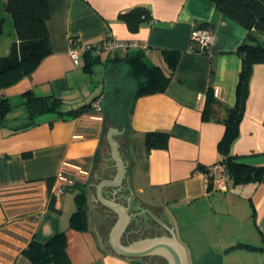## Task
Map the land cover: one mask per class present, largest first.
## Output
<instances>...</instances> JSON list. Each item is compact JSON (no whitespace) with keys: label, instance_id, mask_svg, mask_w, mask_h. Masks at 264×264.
I'll use <instances>...</instances> for the list:
<instances>
[{"label":"crops","instance_id":"0c3cea01","mask_svg":"<svg viewBox=\"0 0 264 264\" xmlns=\"http://www.w3.org/2000/svg\"><path fill=\"white\" fill-rule=\"evenodd\" d=\"M5 1L0 0L3 56L16 40ZM47 1L50 52L30 75L0 88L12 104L0 121V264H31L23 253L28 242L43 243L60 231L70 264H153L144 259L152 256L168 264L159 255L127 257L111 246L119 210L127 219L121 242L135 251L175 235L188 264H264V171L260 181L234 182L224 169L227 189L213 184L220 174L215 166L223 165L217 150L222 119L236 100L242 62L236 50L248 30L219 12L212 0ZM135 6L147 7L150 19L131 31L118 14ZM195 25L211 31L205 49L191 39ZM108 37L136 45L99 56L102 90L97 93L87 84L84 56L75 63L69 50ZM164 49L180 52L166 90L134 99L138 78L126 58L140 51L145 63L168 73ZM111 90L123 103H108ZM25 92L57 95L63 110L91 107L77 116L45 113L36 124L20 128L28 122ZM96 99L101 110L92 106ZM112 111L120 123L110 118ZM263 120L264 63H256L238 135L229 147L234 161L264 170ZM148 131L166 132V146L146 150ZM198 165L208 168L210 187ZM58 176L67 183L53 211L47 178L55 177L53 190ZM81 188L88 227L75 230L69 217Z\"/></svg>","mask_w":264,"mask_h":264},{"label":"trees","instance_id":"16d2710c","mask_svg":"<svg viewBox=\"0 0 264 264\" xmlns=\"http://www.w3.org/2000/svg\"><path fill=\"white\" fill-rule=\"evenodd\" d=\"M216 9L227 17L235 20L247 30L245 40L238 46L236 52L241 57V68L235 90V104L227 110L222 119L224 124L223 134L217 144V150L222 155V163L229 178L234 182L254 179L260 181L263 177V168L255 167L233 160L229 155V147L238 135L239 122L244 112L248 95V82L252 66L256 63H264V0H212ZM5 11L10 15L13 29L16 35L7 55H0V88L11 85L23 76H28L39 62L50 52L48 33L45 25L49 17L47 0H6ZM129 30H137L139 24L150 19V11L144 6H135L118 14ZM4 19L0 16V37L3 31ZM162 56L167 64L169 72L166 73L160 66L148 65L142 58V53L137 51L126 58L132 74L138 78L134 99L141 94L164 92L170 82L171 74L176 68L180 57L178 50L164 49ZM99 60V56L84 54L83 69L90 72L91 65ZM210 93H207V107ZM95 101V100H94ZM93 101V102H94ZM23 104L27 110L28 122L21 126L24 128L38 122V117L45 113H54L57 116L64 114L78 115L91 105L82 104L78 107L63 110L61 97L49 95H33L30 92L23 93ZM11 108L6 97L0 94V121ZM264 123V120H263ZM168 134L163 131H148L145 133L144 144L146 150L151 148H163L166 146ZM198 169L205 172L209 179V187L212 176L208 168L198 165ZM55 177L47 178L49 193L48 207L55 208V196L52 186ZM76 209L69 217V225L75 230H85L88 227V215L86 210V193L80 189L75 194ZM67 239L63 231L52 235L47 241L41 243L31 239L23 253L31 264H70L66 253Z\"/></svg>","mask_w":264,"mask_h":264},{"label":"built area","instance_id":"2783aa9c","mask_svg":"<svg viewBox=\"0 0 264 264\" xmlns=\"http://www.w3.org/2000/svg\"><path fill=\"white\" fill-rule=\"evenodd\" d=\"M191 39L197 41L200 44L201 49H205L211 39V31L209 28H204L200 26H194L193 29L191 30L190 33ZM136 45L135 42L133 43H126L121 40H117L112 37H108L107 39L97 42V43H79L76 45L71 46L69 50V54L73 61L75 63H78L80 59L84 56V54L90 55V56H101L103 54H110L113 51H115L118 48L122 47H128ZM92 106L96 110H101L102 106L101 103L98 99H96L93 103ZM216 169L220 171V174L218 176L213 177V184L214 187L220 190H226L227 189V184H226V179L224 175V166L221 164H218L215 166ZM56 181L58 182L52 192L55 196V198H59L60 195L63 193V185L67 183V181L58 176L56 178Z\"/></svg>","mask_w":264,"mask_h":264},{"label":"water","instance_id":"95a60500","mask_svg":"<svg viewBox=\"0 0 264 264\" xmlns=\"http://www.w3.org/2000/svg\"><path fill=\"white\" fill-rule=\"evenodd\" d=\"M118 207L117 204L113 205ZM123 209V208H122ZM127 219L122 210H119L118 219L110 232L111 246L120 254L127 257L143 258L144 255H159L164 257L168 264H188L185 250L177 241L175 235L165 240H158L141 251H135L130 246H126L121 242V235L126 227Z\"/></svg>","mask_w":264,"mask_h":264},{"label":"rangeland","instance_id":"374dc122","mask_svg":"<svg viewBox=\"0 0 264 264\" xmlns=\"http://www.w3.org/2000/svg\"><path fill=\"white\" fill-rule=\"evenodd\" d=\"M91 66H92L91 67L92 70H90V72H88L89 75H86L87 80H88V83L87 84L90 85V87H91L90 89H92V88H94V89L95 88H98V89H96V91H93V92H97L98 93V92H100L102 90V87H101L102 86V64L99 63V62H94V63H92ZM126 83H127V86H128V84L130 83V80L127 79ZM84 88H86V87H84ZM111 91H113V92H109V95H108V100L109 101H108V103H110V104L111 103L119 104L120 102L124 101V100H122V98H120L119 99L120 102L118 103L117 96H115V91L114 90H111ZM87 94L89 95L88 92H87ZM93 96H95V95L93 94L92 97ZM10 106H11V108L6 112V115L9 114V112L12 109V104L11 103H10ZM110 114H111L110 115V118H112V119L114 118L115 119V122L118 121L120 123V119L114 115V114H116V111H112V113H110ZM107 122L110 123V121L108 120V118H107ZM115 124H117V122ZM119 139H121V138H119Z\"/></svg>","mask_w":264,"mask_h":264},{"label":"flooded vegetation","instance_id":"af4514ba","mask_svg":"<svg viewBox=\"0 0 264 264\" xmlns=\"http://www.w3.org/2000/svg\"><path fill=\"white\" fill-rule=\"evenodd\" d=\"M144 259L153 264H164L165 263V261L162 258L157 257V256H152L148 258L145 257Z\"/></svg>","mask_w":264,"mask_h":264}]
</instances>
